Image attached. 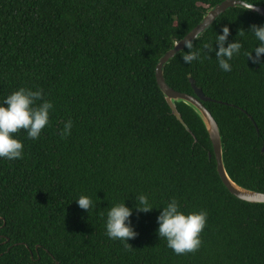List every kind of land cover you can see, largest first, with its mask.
Wrapping results in <instances>:
<instances>
[{
    "label": "trees",
    "instance_id": "1",
    "mask_svg": "<svg viewBox=\"0 0 264 264\" xmlns=\"http://www.w3.org/2000/svg\"><path fill=\"white\" fill-rule=\"evenodd\" d=\"M221 1L0 0V99L39 88L53 104L40 137L13 134L23 158L0 159V264H264V203L229 191L201 119L178 103L186 128L156 80L162 55ZM253 24L264 16L228 8L192 41L199 60L185 64L184 48L164 77L193 93L192 77L211 98L204 104L221 129L229 175L264 192V54L247 59ZM224 27L228 42L242 45L229 72L204 48H216ZM139 194L154 207L176 198L185 214L206 211L199 250L176 255L166 246L160 209L133 210L131 247L109 240L107 211L133 207ZM80 195L92 199L89 212L74 201Z\"/></svg>",
    "mask_w": 264,
    "mask_h": 264
},
{
    "label": "clouds",
    "instance_id": "2",
    "mask_svg": "<svg viewBox=\"0 0 264 264\" xmlns=\"http://www.w3.org/2000/svg\"><path fill=\"white\" fill-rule=\"evenodd\" d=\"M243 6L247 10L254 9V3L249 0H243ZM248 31L252 33L257 44L253 51L247 54V59L253 63H260L261 56L264 54V24H253ZM229 34V28L224 27L220 34H216L215 49L208 44L204 45L208 53L214 51L217 65L224 72L231 71L229 61L240 54L242 47L236 39L233 42H228ZM183 44L184 48L188 50L181 56L183 62L191 64L193 61L199 60L200 52L199 50L193 51L192 40L185 37ZM44 96L42 89L37 88L33 91L20 87L0 99V159L14 161L23 158V143L13 134L24 131L28 139L35 140L40 137L42 130L49 124V113L53 108L52 102L45 99ZM72 126L71 120L64 123L61 131L62 138L70 134ZM74 201L80 209L87 212L94 207L92 199L86 195H80ZM154 209H160L159 215L156 217L157 235L166 241V246L169 249L176 255L199 250L202 244L200 234L206 225L207 212L200 210L185 214L176 198H171L163 207H154L145 194L136 195L135 203L131 208L126 206L125 202L115 203L109 208L105 220L108 239L121 241L126 248L131 247L127 241L137 235L130 219L133 210L144 213Z\"/></svg>",
    "mask_w": 264,
    "mask_h": 264
},
{
    "label": "water",
    "instance_id": "3",
    "mask_svg": "<svg viewBox=\"0 0 264 264\" xmlns=\"http://www.w3.org/2000/svg\"><path fill=\"white\" fill-rule=\"evenodd\" d=\"M233 6L244 7L243 0H223L208 8L201 21L183 38L176 41L174 46L166 51L159 59L156 65V80L164 94L166 101L170 105L172 112L186 126V128H188V126L181 116L177 106L178 103L182 102L188 105L201 119L212 142L218 173L229 191L240 199L253 203H264V192L246 188L234 181L229 175L224 161L221 129L211 111L204 104V101L211 100V98L204 94L202 88L196 85L192 77L190 78V81L193 88V93L182 92L174 89L168 84L164 77V65L169 62V60L177 53L184 49L183 39L186 37L187 39L194 41L224 11ZM251 11L264 16V6L262 5L254 4V9ZM179 41L180 43H178ZM262 151L264 152V144L262 146ZM36 248H38V246Z\"/></svg>",
    "mask_w": 264,
    "mask_h": 264
}]
</instances>
